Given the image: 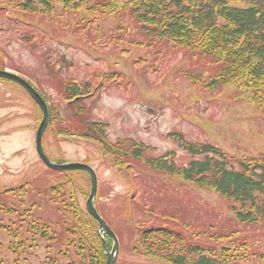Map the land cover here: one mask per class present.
<instances>
[{
    "label": "rangeland",
    "instance_id": "374dc122",
    "mask_svg": "<svg viewBox=\"0 0 264 264\" xmlns=\"http://www.w3.org/2000/svg\"><path fill=\"white\" fill-rule=\"evenodd\" d=\"M94 1L68 10L60 3L53 16L44 17L13 12L16 9L0 0V60L4 62L0 69L29 80L60 109L64 84L100 85L88 102L91 117L106 127L112 152L97 140L59 135L57 127L49 125L43 146L53 161L86 163L96 170L99 207L119 237L116 264H168L133 250L140 230L148 225L171 226L188 236L235 228L249 246V255L240 264H264V222L238 223L233 201L211 188L158 172L146 162L173 152L178 164H187L191 156L180 146L177 134L216 145L238 159L260 157L264 155V110L251 103V90L238 83L207 88L216 72L212 58L192 54L171 41H151L127 14L119 22L116 14L89 10ZM113 1L124 11L127 0ZM233 5L249 6L242 0ZM42 118V109L23 87L0 81V186L28 184L31 190L23 199L36 203L35 216L53 221L58 241L73 253L76 242L67 241L74 237L73 231L60 239L68 225L76 226L78 241L88 243L74 259L61 257L60 262L88 264L103 249L99 225L86 208L90 176L83 170H54L39 159L35 137ZM136 141L149 146L148 152L144 159L128 160L123 152ZM49 190L55 197L57 190L71 194L61 198L64 204H73L68 211L48 203ZM0 234L6 244L9 237ZM45 243L41 240L20 257L2 249L1 257L8 264H47Z\"/></svg>",
    "mask_w": 264,
    "mask_h": 264
},
{
    "label": "trees",
    "instance_id": "16d2710c",
    "mask_svg": "<svg viewBox=\"0 0 264 264\" xmlns=\"http://www.w3.org/2000/svg\"><path fill=\"white\" fill-rule=\"evenodd\" d=\"M3 1L16 9L13 12L47 17L56 13L60 3L68 10L81 8L86 1L92 0ZM235 1L240 0H127L121 12L113 0H95L89 10L116 14L119 22H123L127 14L151 41H171L192 54L212 58L216 72L207 82V88L216 90L230 83H238L251 90V103L264 110V0H242L249 4L248 7L233 5ZM0 68H4L2 60ZM0 81L9 80L0 78ZM99 87L76 82L64 84V104L60 102L63 109L54 102L50 103L49 98L37 90L48 103V125L57 127V134L97 140L110 153L112 150L106 127L103 122L91 117L88 102ZM176 137L180 146L191 156L190 161L180 165L176 162L175 154L170 152L166 157L148 158L146 162L151 168L181 177L200 188H211L233 201L232 210L238 223L256 225L264 222V155L238 159L211 143L193 142L182 134ZM148 149L149 146L136 141L123 153L128 160H140L145 158ZM128 164L131 167L132 160ZM27 185L0 186V233L9 237L6 244L0 239L1 262L8 264L1 257L2 249H9L12 255L18 254L20 257V253L37 248L41 240H46L47 264H62L61 257L74 259L77 253L85 249L87 239L78 241L76 226L68 225L60 240L63 241L67 233L73 231L74 237H67V241L71 245L76 242V253L64 250L65 246L58 241L59 234L53 221H43L35 216L36 203H27L23 199L31 190ZM49 193L48 203L55 204L61 211H68L72 203L64 204V200H61L66 193L71 197L67 190H57L56 197L54 192L52 194L49 190ZM29 219L28 229H25ZM202 233L188 236L183 230L171 226L148 225L140 230L138 245L133 250L168 264H240L249 255L247 242L240 239L235 228ZM98 238L101 239L99 235ZM112 245V239L106 236L107 248L111 249ZM98 250L100 252L88 264L104 263L105 252Z\"/></svg>",
    "mask_w": 264,
    "mask_h": 264
},
{
    "label": "water",
    "instance_id": "95a60500",
    "mask_svg": "<svg viewBox=\"0 0 264 264\" xmlns=\"http://www.w3.org/2000/svg\"><path fill=\"white\" fill-rule=\"evenodd\" d=\"M0 78L11 80L18 85L22 86L29 95L33 98V100L40 106L43 112L42 121L37 129L36 137H35V147L36 152L42 162L51 169L58 171H74V170H83L87 172L90 176L91 180V193L88 198L86 207L89 214L98 222L99 224V234L104 242L105 246V235H109L113 239V247L112 250H106L105 253L108 257L106 264H115L117 257L120 251V242L118 236L100 214L99 210L96 206V196L98 191V176L96 170L86 164L81 162H65V163H57L53 161L45 152L43 147V137L46 131V128L49 124V108L48 104L43 98V96L37 91V89L24 77L8 71L0 69Z\"/></svg>",
    "mask_w": 264,
    "mask_h": 264
}]
</instances>
